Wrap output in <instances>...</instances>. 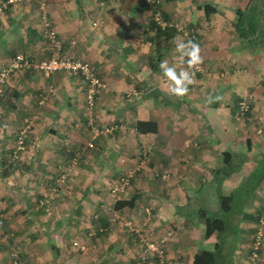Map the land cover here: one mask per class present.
Returning <instances> with one entry per match:
<instances>
[{
    "label": "crops",
    "instance_id": "1",
    "mask_svg": "<svg viewBox=\"0 0 264 264\" xmlns=\"http://www.w3.org/2000/svg\"><path fill=\"white\" fill-rule=\"evenodd\" d=\"M6 1L8 7L0 11V67L17 52L33 58L51 53L53 46L43 34L41 13L45 12L61 41V53L87 60L106 82L89 110L79 73L17 69L7 79L0 95V194L8 192L6 186L21 189L25 214L42 218L37 221L41 232L56 237L57 244L54 255L48 242L41 244L46 249L43 255L31 245L26 248L28 255L37 264H158L155 258H140L138 229L147 239L167 235L162 243L165 264H191L195 252L208 249L214 241L198 229L202 215L189 221L185 211L189 199L200 193L203 179H211L223 150L238 152L233 144L240 137L239 126L249 129L244 141L249 138L251 147L240 149L247 158L223 180L225 189L254 168V156L264 148V81L258 80V74H264V47L256 55L234 46V11L247 0L159 1L166 18L197 29V43L208 67L228 65L224 77L206 68L183 97L170 94L159 65L167 60L178 70L186 66L171 43L184 37L178 31L156 33L146 0ZM205 2L215 11L205 14ZM249 92L252 107L249 116L240 119L231 107ZM209 94L221 99L208 103ZM187 102L198 107L199 114L185 111ZM26 118L31 126L25 149L13 158ZM137 120L154 121L156 129L138 131ZM90 122L115 128L88 146ZM198 135L204 140L196 139ZM257 141L262 148L255 149ZM77 151L80 154L71 164ZM70 164L62 180V167ZM128 170L132 176L126 193L115 199L110 186ZM261 196L264 180L254 201ZM120 199L128 204L117 208ZM111 206L122 216L114 221L123 225L109 222ZM91 216L99 217L100 227ZM55 219L62 222L57 230L51 229ZM97 228L101 235L92 242L86 234ZM201 236L206 243L195 239ZM260 254L258 264H264V242Z\"/></svg>",
    "mask_w": 264,
    "mask_h": 264
},
{
    "label": "rangeland",
    "instance_id": "2",
    "mask_svg": "<svg viewBox=\"0 0 264 264\" xmlns=\"http://www.w3.org/2000/svg\"><path fill=\"white\" fill-rule=\"evenodd\" d=\"M215 2V0H212ZM253 1H257L258 4L260 5V7H262L264 9V0H247V3L245 4V6H250L251 3ZM3 3H8L6 0H0V6ZM7 6V5H6ZM3 6L0 11L4 12V10L8 7ZM217 7L220 5H216ZM247 16H251L254 17V20H258L259 25L261 26L260 28H262V31L260 32L261 35H259L260 37L264 38V17H262L260 15L259 11H255L253 9V7H249L247 8ZM235 12V11H234ZM149 13V12H148ZM150 15V14H149ZM229 15V14H227ZM150 19H152L151 15H150ZM169 19V18H168ZM171 22L175 23V24H182L185 25V27L189 28L188 24H184V23H179V22H175L173 19H169ZM191 27V26H190ZM195 30H197L195 28ZM235 31V29H234ZM181 33V32H180ZM231 34V33H230ZM181 35H183V33H181ZM235 35H236V42L234 41V46H239V50H243L242 47H244V43H243V39L239 38V36L237 35V32L235 31ZM198 36V32H196V37ZM231 36V35H230ZM184 37V41H187V38ZM198 38V37H197ZM233 41V39H231ZM194 41L197 43V39L195 38ZM231 48H234L232 46H230ZM264 47V45H253L252 47H249L248 50H250L252 53L254 54H258V53H263L262 52V48ZM217 63H219V60H217ZM224 64V63H223ZM203 68L200 71H195V77L200 76L202 73H206V68H210L211 70L217 71V73L219 74L218 76L220 77H224L228 72H226L227 70H229L227 67L228 65L224 64V66H219V64H215L212 65L210 67H208L206 65V63H204L203 60ZM221 70V71H220ZM220 71V73H219ZM98 75V74H97ZM217 75V74H216ZM263 75V74H262ZM99 76V75H98ZM100 77V76H99ZM258 80H261V78L259 77L258 74ZM105 81V80H104ZM263 81V80H261ZM247 96H250V101H253V96L251 94V92L244 94L243 96H241L240 99H243ZM237 100V101H238ZM174 98H172V102H174ZM236 101V103H237ZM190 106H187L185 108V111L187 112H191L190 115L192 113H197L199 114L198 111V107L191 105L189 102H187ZM240 114H237L236 116H238V118L242 119V116H239ZM237 121H241L238 120ZM242 122V121H241ZM239 126V125H238ZM206 129H210L208 125H206ZM239 133H240V137L236 138V141L234 142L233 146L236 147V149L238 151H240V149L245 148L246 142L244 141V137L247 133H249V129L248 128H242L241 126H239ZM213 131H210V133ZM262 132V131H260ZM258 133V132H256ZM243 136V137H241ZM196 139L199 138L200 140H204V137L201 138V135H198L197 137H195ZM207 140H209V138L207 137ZM211 143H213L214 141H210ZM255 144V149H260L263 146V143H258ZM233 153L234 150H231ZM213 154H216V152H214ZM261 154V151L258 153V155ZM215 157V156H214ZM207 166L209 167V164H207ZM207 172V169H206ZM211 174V179H203L205 183V185H203V187L200 190L199 194H195V196H191V198L188 201L187 204V209L185 210L187 215H188V219L189 221H194L195 216L198 217L201 215L200 213V209H202V211H205L206 216H209L210 214L213 213L214 210H217L220 202H219V192L223 193V194H229L231 192V190L236 186H233L230 190L229 189H225L224 186H217V179L214 178L213 176V172H210ZM217 186V187H216ZM6 189H8V192L3 190L5 192L4 195L0 196V219H1V223H0V264H11L12 263V258H11V253L17 251V254L20 255V257L25 260L26 262H28L29 264H37L35 262V260L33 258H31L28 253L29 251H27V247L29 245L31 246H35V248L37 249V251L43 255V253H46V249H44L43 245L41 246L42 243L48 242V246H52L54 245L56 247V237L54 236H49V234L45 233V232H41L40 226L38 225L37 221H44L40 220V218L38 217H28V214H25V210H23V205H22V190L19 188H9V187H5ZM20 191V193H19ZM259 197V196H258ZM6 198V200L4 201V199ZM17 198V199H16ZM261 202H258L260 201ZM263 204V209H264V198L261 196V198H257V201H255V204H253V208H252V212H246L244 214V216L252 214L254 215V217L251 218H246L243 219L241 222H238V224H233V226L229 227V229L233 228V230L225 232V236L222 237V241L221 242H225L226 247L223 248V255L224 254H230V256H227L226 261H231V260H236V259H241L239 261L240 264H249L250 263V255H249V250L250 248V238L252 236V234H254L257 230L258 233L261 234V237H264V229L260 226L261 222V216L257 215L258 213H256V210L259 208L260 204ZM10 206V207H9ZM8 211V212H7ZM36 213V212H35ZM90 220L93 221H97L98 227H100V225L102 223H100V219L99 217H90ZM93 221H91L93 223ZM110 222V219H109ZM113 225H123L120 224L118 221H113ZM199 231L205 230V223H204V219L203 217L199 219ZM203 224V225H202ZM28 227L31 229L30 234L28 233ZM239 227V228H238ZM55 226H53L51 229H54ZM235 228H238V233L234 231ZM98 229V228H97ZM234 231V232H233ZM202 232V233H203ZM101 232H98V230H95L94 233L92 234H86V236L90 237V240L93 242L92 239H94L95 236H100L101 234H98ZM204 234V233H203ZM47 235V236H46ZM212 236V241L211 244L209 242H207V244L209 245L208 248H213L214 247V243H215V238H216V234L213 233L211 234ZM195 239H201L202 243H206V241H203V237L201 236V238L196 237ZM249 239V241H248ZM43 241V242H41ZM51 244H50V243ZM77 241H74V243L76 244ZM239 244L240 246L243 245L242 249H239ZM78 245V244H77ZM141 245V244H140ZM231 245V246H228ZM79 246V245H78ZM142 246V245H141ZM203 246V245H201ZM206 247V246H203ZM232 247V248H231ZM263 248V245H262ZM261 248V249H262ZM143 249V248H142ZM54 255L55 252V248L51 247L50 249ZM228 250V251H227ZM252 250V249H251ZM231 251V252H230ZM230 252V253H229ZM49 253V252H48ZM261 257V254H259ZM149 258H156V257H148ZM57 261V260H56ZM260 261V259H259ZM258 261V262H259ZM249 262V263H248ZM251 264V263H250Z\"/></svg>",
    "mask_w": 264,
    "mask_h": 264
},
{
    "label": "built area",
    "instance_id": "3",
    "mask_svg": "<svg viewBox=\"0 0 264 264\" xmlns=\"http://www.w3.org/2000/svg\"><path fill=\"white\" fill-rule=\"evenodd\" d=\"M160 0H146L147 4L150 6V13L153 21H155L161 29H167L169 26H175L187 40H193L196 36L195 28L185 27V25H178L171 22L168 18H166L161 8L159 7ZM45 3H42L40 7L44 9ZM5 6V3L0 6V9ZM41 20L43 24V34L49 40L50 44L53 46V50L48 56L42 58H33L29 57L24 52H17L13 56L12 60L0 67V95L4 91L5 84L11 72L17 69H34L39 70L45 74H49L56 70L66 71L70 73H79L85 82V104L89 110H92L95 102H96V95L98 91L106 86V82L104 79L99 77L95 71L93 66L84 59L79 57L62 54L61 53V41L56 33V30L51 24L50 19L46 16L45 12L41 13ZM203 65H198L195 70L200 71L202 70ZM261 80L264 81V74L261 75ZM238 114H243L245 111L249 109L250 106V97H245L238 101ZM31 126V120L29 118L25 119L24 126L20 129L19 135L17 136V144L13 151V158H16L19 154V151H23L25 149V140L26 134ZM90 128L92 137L87 142L88 146H92L94 144L93 140L101 133H110L114 130V125H97L95 123L90 122ZM79 151L71 159V164L75 163L78 156ZM71 164L62 167L61 179L64 180L66 177L67 172L70 170ZM132 176V171L128 170L125 173H122L113 184L110 186V192L112 195L115 196V199H118L121 195L126 193L128 188L130 178ZM109 217L110 221L121 219L122 216L119 213L118 209L114 207H109ZM96 216V215H95ZM261 227L264 229V209L261 213ZM1 223V219H0ZM137 238L143 247L142 254L140 258L142 260H146L149 256H156L158 264H165V250L162 243L167 239V235L162 236L160 240L158 239H147L146 236L142 235L138 229L136 230ZM264 237H261V234L257 232L254 233V238L250 244L251 255H250V263L251 264H258L260 259V250L263 245ZM12 264H24L23 261L18 260L17 251L11 253Z\"/></svg>",
    "mask_w": 264,
    "mask_h": 264
},
{
    "label": "trees",
    "instance_id": "4",
    "mask_svg": "<svg viewBox=\"0 0 264 264\" xmlns=\"http://www.w3.org/2000/svg\"><path fill=\"white\" fill-rule=\"evenodd\" d=\"M202 7L204 8L205 14L207 15L215 11V7L207 2H205L202 5ZM249 7L250 8L253 7V9L256 12L259 11L260 15L264 17V9L260 7L257 1H253L250 6L246 5L244 7L235 8L234 29L237 32L239 38L243 39V43L245 45L244 47H242L243 50H248V48L252 47L253 45L255 46L264 45V38L259 36L261 35L260 32L262 31V28H260L261 26L259 25L258 20L256 21L254 20V17L246 15L247 14L246 10ZM152 27L156 29V33H161L166 31L170 33H173L174 31L180 32L175 26H169L167 29H161L159 25L153 20H152ZM191 27L194 28V26ZM195 38L197 39L196 36ZM238 101L237 103H234L233 106L231 107L232 111H234L235 114H238L237 112ZM251 107H252V102L250 101L249 109L245 111V113L240 114L239 116L242 117L249 116ZM135 127L138 131L155 130L156 123L151 120H137L135 122ZM257 127H259L258 124ZM246 145L248 148L251 147L249 138H246ZM256 154L253 159L255 162L254 168L247 175L241 177V179L238 181L237 185L231 190V192L229 194H223L219 192L220 205L218 209L214 210L213 213L210 214L209 216H206L205 211L201 213L205 223V230L203 237L207 238L211 234L215 233L217 240L215 241L214 247L212 249L202 248L196 251L193 256L191 264H230V261L229 262L226 261L227 259L224 260V258L230 256V254L223 255V248L226 247L225 245L226 241L225 242H221V241H222V237L225 236L223 234H225L227 230L228 231L233 230V228L229 229V227L233 226V224H238V222H241L243 219L246 218L252 219L254 217V215L252 214L246 216H244V214L246 212L253 211V210L251 211L249 210L250 202L254 201L256 197V191L259 188L261 181L264 180V148L261 150V154L259 155ZM246 158L247 156L240 151L233 153L230 150H223L218 159V163L216 164L215 168L212 170L214 178L217 179V186L218 187L221 186L223 180L226 177H228L233 171L238 170L241 163ZM259 202H261V200ZM115 204L116 207L119 208L124 204H128V201L120 199L117 200ZM253 204H255V201L253 202ZM262 211H263V204L261 203L259 205V208L256 210V213H258L257 215H261ZM51 224L55 226L54 228L55 230H57L62 226L61 220L58 219H55L53 223L51 222ZM238 228L234 229V231L237 233H238ZM97 230L98 232L102 231L99 229ZM253 238H254V234H252L250 238V242H252ZM52 247L55 248L54 245H52ZM251 249L249 250L250 253H251ZM258 251L261 252V249ZM18 257H19L18 258L19 261H23L24 264H29L28 262L23 260L19 254ZM155 259L157 261V258Z\"/></svg>",
    "mask_w": 264,
    "mask_h": 264
},
{
    "label": "clouds",
    "instance_id": "5",
    "mask_svg": "<svg viewBox=\"0 0 264 264\" xmlns=\"http://www.w3.org/2000/svg\"><path fill=\"white\" fill-rule=\"evenodd\" d=\"M175 45V51L180 56V63L186 65L180 67L170 65L167 60L160 62V69L168 81V91L176 97L186 96L189 87L195 83V69L203 63L201 48L198 43L193 40L184 41L179 38H173L171 41ZM221 99V97H213L211 94L207 97V102L212 103Z\"/></svg>",
    "mask_w": 264,
    "mask_h": 264
}]
</instances>
